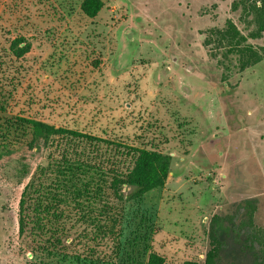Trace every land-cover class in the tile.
Masks as SVG:
<instances>
[{
  "label": "rangeland",
  "instance_id": "1",
  "mask_svg": "<svg viewBox=\"0 0 264 264\" xmlns=\"http://www.w3.org/2000/svg\"><path fill=\"white\" fill-rule=\"evenodd\" d=\"M234 1L104 0L89 18L82 0H0V90L12 97L9 111L172 153L165 188L140 206L155 221L153 249L166 264H202L214 214L229 229L227 217L246 199L264 225V60L224 80L203 44L208 29L229 19L248 34ZM249 41L264 46V36ZM49 147L0 159V264L39 263L19 236V202ZM138 207L126 204L131 217ZM115 236L97 243L106 259L115 256ZM235 238L223 232V256L248 262L237 259Z\"/></svg>",
  "mask_w": 264,
  "mask_h": 264
},
{
  "label": "trees",
  "instance_id": "2",
  "mask_svg": "<svg viewBox=\"0 0 264 264\" xmlns=\"http://www.w3.org/2000/svg\"><path fill=\"white\" fill-rule=\"evenodd\" d=\"M104 5V0H82L80 9L96 18ZM233 10H241L248 34L229 19L224 27L208 29L203 42L218 59L224 80L231 71L243 72L264 60V46L249 41L264 36V0H235ZM16 54L22 56L23 50ZM11 98L0 90V159L41 142L49 149L54 146L30 176L19 202V236L39 260L36 264H166V257L153 249L155 221L140 206L151 191L165 188L172 153L14 114L9 111ZM129 202L139 205L133 217L127 212ZM241 205V213L227 217L239 244L237 259L264 264V225L255 222L257 206L253 199ZM227 228L225 218L214 214L202 264H239L223 256ZM113 233L115 256L106 259L97 243Z\"/></svg>",
  "mask_w": 264,
  "mask_h": 264
}]
</instances>
